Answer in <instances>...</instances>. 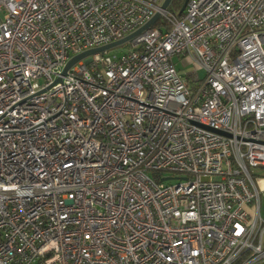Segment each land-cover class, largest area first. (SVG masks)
<instances>
[{"label": "built area", "instance_id": "built-area-1", "mask_svg": "<svg viewBox=\"0 0 264 264\" xmlns=\"http://www.w3.org/2000/svg\"><path fill=\"white\" fill-rule=\"evenodd\" d=\"M164 1L0 0V264H264V0Z\"/></svg>", "mask_w": 264, "mask_h": 264}, {"label": "water", "instance_id": "water-1", "mask_svg": "<svg viewBox=\"0 0 264 264\" xmlns=\"http://www.w3.org/2000/svg\"><path fill=\"white\" fill-rule=\"evenodd\" d=\"M172 0H165L163 5H162V9H166L170 6ZM188 3V0H184L183 4H182V7L178 13V15H182L185 8H186V5ZM159 19V15L158 14H155L151 20L149 22H147L143 27H141L140 29H138L137 31L133 32L132 34L128 35L127 37L123 38L122 40L120 41H117V42H114V43H111L107 46H103L101 48H97V49H92V50H88L80 55H77L75 56L74 58H72L68 63L67 65L65 66L64 68V71H63V75L66 73V71L71 67L73 66L75 63H77L78 61L84 59V58H87L91 55H94V54H97V53H100V52H103V51H106V50H112L114 48H117L118 46L120 45H123V44H126L127 42H129L130 40H132L133 38L141 35L145 30L151 28L152 26H154L156 24V22L158 21ZM164 180V179H163Z\"/></svg>", "mask_w": 264, "mask_h": 264}, {"label": "crops", "instance_id": "crops-1", "mask_svg": "<svg viewBox=\"0 0 264 264\" xmlns=\"http://www.w3.org/2000/svg\"><path fill=\"white\" fill-rule=\"evenodd\" d=\"M178 68L182 71V73L189 72V67H181L178 65ZM260 177L255 179V185L260 193V201H259V214L262 220L264 221V176L261 173H258Z\"/></svg>", "mask_w": 264, "mask_h": 264}, {"label": "rangeland", "instance_id": "rangeland-1", "mask_svg": "<svg viewBox=\"0 0 264 264\" xmlns=\"http://www.w3.org/2000/svg\"><path fill=\"white\" fill-rule=\"evenodd\" d=\"M1 17H2V13L0 12V18ZM126 48H127V45L123 44V45H120L117 48H114L112 50H115L116 52H122V51H125ZM199 76L202 78L204 76V72L203 71H199ZM254 172L260 173V170H257V171H254ZM170 176H171L170 174L165 173L163 177H170ZM177 182H178L177 180H170V181H166L165 183L166 184H175Z\"/></svg>", "mask_w": 264, "mask_h": 264}, {"label": "trees", "instance_id": "trees-1", "mask_svg": "<svg viewBox=\"0 0 264 264\" xmlns=\"http://www.w3.org/2000/svg\"><path fill=\"white\" fill-rule=\"evenodd\" d=\"M183 2H184V0H172L170 7H169V10L178 15V13L182 7ZM178 16L181 17V15H178ZM160 25H161V22H157L155 24V27L158 28Z\"/></svg>", "mask_w": 264, "mask_h": 264}]
</instances>
